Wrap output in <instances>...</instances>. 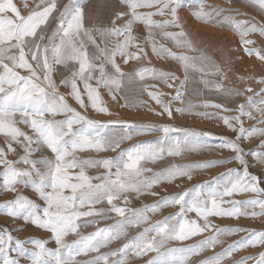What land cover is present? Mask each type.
Returning <instances> with one entry per match:
<instances>
[{
    "label": "snow or ice",
    "instance_id": "6c2138e0",
    "mask_svg": "<svg viewBox=\"0 0 264 264\" xmlns=\"http://www.w3.org/2000/svg\"><path fill=\"white\" fill-rule=\"evenodd\" d=\"M247 2L264 12V0ZM120 3L125 7L115 12L112 27L89 29L84 26V0H68L62 10L58 0H40L26 16L21 15L13 0H0V137L4 141L0 146V191L14 194L12 199L0 202V214L20 218L25 223L47 230L56 243V248L51 249L46 247L45 240H22L8 228L0 229V264H21V259L27 264H127L129 253L137 257L155 253L146 264H224L233 253L243 248L264 245V230L220 227L210 220L213 216L264 218V187L260 186L261 178L250 172V162L241 147L245 139L254 135L264 136V127L258 126L264 124V87L247 95L232 115H222L231 110L210 101L176 108L177 112L187 111L189 114L193 109L203 108L205 110L196 112V115L221 120L236 135L235 138H223L216 148L229 150L232 155L217 160L171 164L159 171H153L141 162H155L165 156L179 157L189 151L211 148L205 140L211 133L171 124L157 126L128 120L105 122L93 119L73 108L66 96L59 93L53 72L59 70L58 66H64L69 74L63 76L60 84L70 88L68 96L81 108L91 107L96 112L108 113L100 95L102 87L115 100L113 93L122 90L125 78L129 82L137 78L143 82L151 76L175 89V94L168 101L162 99L163 92L147 91V95L161 107L156 114L172 118V102L185 103L182 96L187 91L185 85L191 73H201V81L206 87L211 83L203 78L207 73L198 64V61L206 59L203 55L177 53L156 40L158 35L161 39L171 40L177 48L197 51L183 30L178 14L185 0H120ZM191 3L199 5L192 12L197 20L230 27L239 35L244 52L255 54L264 61V53L259 48L249 47L254 41L247 39L252 32L264 36V24L225 14L230 10L219 5L210 6L206 11L205 0H191ZM237 15L241 14L237 12ZM156 16L164 18L156 20ZM121 19L123 23L116 25V21ZM140 25L147 31L145 39L150 42L152 52L176 60L183 68V79L173 72L151 67H141L133 73L122 71L116 61L117 56L123 57L127 63L131 59H140V54L147 55L133 34L134 28ZM97 36L103 46L97 43ZM113 40L114 46L110 47ZM89 44L95 51H89ZM131 47L139 48V53L129 51ZM18 69L26 70L27 74L21 75ZM216 74H222L218 66ZM259 82L264 84V77ZM214 87L220 92L245 95L244 91L225 88L219 83ZM146 90L142 88V91ZM246 91L252 92V89L249 87ZM250 109L259 113L260 119L255 125L245 128L243 117L256 119ZM60 116L63 118H57ZM21 124L30 131L22 129ZM117 127L121 130L119 135L112 131ZM144 131L162 132L163 135L155 142H140L120 148L123 141L131 140ZM261 147L264 148V140ZM108 150L117 154L106 158L77 155L78 152ZM10 155L15 158L9 159ZM250 155L264 167V151H252ZM230 160L238 161L240 167L227 169L219 179L214 177L211 183L194 184L140 208L127 207L130 194L137 197L144 193L157 195L151 191L154 185L184 177L191 180L195 169L227 164ZM88 169H103V172L90 176ZM94 180L98 182L93 183ZM24 188H30L43 204L25 195ZM247 192L256 193V197L233 199L235 194ZM121 200L123 204L118 203ZM105 203L107 207L103 206ZM169 206L178 207V210L150 222L149 213H157ZM109 213H115L120 219L87 235L80 234L82 227L98 224L99 219H109ZM189 213H195V218H190ZM140 225L147 226L129 237L128 228ZM242 231L247 235L228 243L211 256L192 261V257L223 244L221 237ZM69 233L76 234L77 238L67 242L65 237ZM195 236L201 238L191 244L182 243ZM121 238L126 241L121 246L107 252L100 251ZM172 241L181 244L170 246ZM88 253L96 255L85 261L77 260L81 254ZM248 260L264 264V252H260L258 257H241L233 264H247Z\"/></svg>",
    "mask_w": 264,
    "mask_h": 264
},
{
    "label": "rangeland",
    "instance_id": "374dc122",
    "mask_svg": "<svg viewBox=\"0 0 264 264\" xmlns=\"http://www.w3.org/2000/svg\"><path fill=\"white\" fill-rule=\"evenodd\" d=\"M61 10L64 4L68 3V0H58ZM17 8L20 10L21 15H27L29 11L40 3V0H13ZM27 3V7H25ZM85 4V20L84 26L86 28H99V27H112L111 23L115 19V12L124 8L125 6L120 3V0H84ZM219 5L222 8L229 9L230 12L225 14H231L236 16L237 19H246L256 22L258 24H264V12H261L257 7L250 5L247 0H205V10H210V6ZM199 5L191 3V0H185L184 6L178 9L180 22L183 25V30L188 34V37L193 41L197 51L193 52L184 48H177L171 40L161 39L158 35L156 40L158 43L170 48L172 51L177 53H184L192 56L203 55L206 59L198 61V64L203 66L206 71V75L203 76L205 80L211 83L206 87L201 81V73L195 72L190 74V78L186 83L185 87L187 91L182 96L184 104L180 101H173V117L169 118L167 115H157L156 113L161 111L160 105L156 104L148 95L147 91H158L163 92L165 95L162 97L165 101L170 99L171 95L175 94L174 88H169L164 82L159 79L147 76L143 82H140L138 78L134 82H129L127 78L122 83V90L120 92H114L113 95L116 99H112V95H109L106 88L100 89V95L104 101L105 106L108 108V113H99L88 107L87 109L81 108L80 105L70 96V88L60 84V80L63 76L69 74L68 69L64 66H58V71L53 72V79L56 81L59 93L66 96L68 103L80 111L82 114L88 115L90 118L101 120V121H121L128 120L137 124L144 125H161L171 124L174 127L186 128L196 132H207L211 133V136L205 138L206 143L211 145V148H204L199 150L189 151L182 154L179 157L165 156L162 160L155 162H141L143 166L152 168L153 171H159L162 168L168 167L171 164H182V163H196L210 160L222 159L224 157H230L232 153L226 149L216 148L223 138H235L236 133L229 129L219 119H208L202 118L196 115V112L204 111L203 108L193 109L191 114L187 111L180 113L175 111L178 107H185L191 103L200 105L205 101L221 104L225 109H230V112H223L222 115H232L239 104L244 103L247 95H252L253 92H259L264 84H261L260 78L264 77V61L259 60L255 54L248 55L244 52V46L240 42L239 35L228 26H219L215 23H205L197 20L192 12L196 10ZM141 11H149V9H140ZM237 12L241 15H237ZM9 15H12L9 13ZM58 15V13H57ZM164 17L156 16L154 19L161 20ZM123 23V19L117 20L116 25ZM54 28L55 25L53 24ZM173 31H179L180 29H170ZM51 28L49 29V34ZM133 34L137 37L136 43L145 49L146 56L140 54V59H131L127 63H124L123 57L117 56L116 61L120 65L124 73H133L141 67H151L158 71L173 72L181 79L184 78V71L182 66L174 59L166 56H158L151 50L150 42L145 37L147 31L143 25L138 28H134ZM97 43L103 46V42L97 36ZM119 39H123L120 37ZM247 39L254 41V44L249 47L259 48L264 53V36H261L258 32L249 33ZM114 40L110 43V47L114 46ZM89 51H95L94 46L89 44ZM16 50L14 49L13 52ZM131 52L139 53V48L131 47ZM11 54V53H10ZM219 67L220 73L216 74V67ZM110 69V66H109ZM21 75H26V70H19ZM171 82V81H170ZM93 83H95L93 81ZM178 83V82H176ZM216 83L222 84L225 88L239 89L245 92L244 96H236L228 94L226 92L218 91L214 85ZM153 86V87H148ZM252 89V92H247L246 89ZM142 88H147L146 91H142ZM82 90V85H81ZM85 103H87V97L84 96ZM136 105L135 107L127 105ZM152 109V110H150ZM154 110V111H153ZM253 112V116L256 119H249L243 117V124L245 128H250L252 125L257 123L260 119L259 113L254 109H250ZM208 111H216L215 109H208ZM57 118H63L62 116ZM264 127V124L258 125ZM25 131H30L24 125H20ZM113 133L119 135L121 130L117 127L114 128ZM162 132L157 131H144L142 134L136 135L131 140H125L120 144V148H128L132 144L140 142H155L156 139L162 136ZM264 140V136L254 135L249 139H245L241 142V147L244 149L246 159L250 162V172L261 178V187H264V167L258 162L253 160L250 155L252 151H264L261 147V141ZM4 143L3 138L0 137V146ZM215 149V150H213ZM119 151V149H117ZM117 153L111 150L103 152H78L77 155L83 158H87L91 155L93 158H106L115 156ZM38 155V154H37ZM14 156H9V159H14ZM239 168V162L230 160L227 164H216L208 168L195 169L192 174V179L189 180L187 177L178 178L174 182H163L159 185H154L152 192L157 195H151L150 193H144L137 197L135 194H130V203L127 204L128 208H140L145 204H151L158 200L162 196H166L175 192L182 191L186 188L191 187L194 184H199L205 181L211 183L213 178H220L221 173H225L229 168ZM88 175L95 176L103 169H88ZM98 181H93L96 183ZM23 193L30 198L37 201V203L43 204L39 197L30 189H22ZM14 194L11 192L0 191V202L12 199ZM256 193H237L234 195L235 200H245L249 198H255ZM118 203L123 204V201ZM107 207L106 203L103 205ZM97 207H100L99 205ZM87 210V209H85ZM178 210V207H164L157 213H149L150 222H155L162 219L164 216L174 213ZM109 219H99V223L89 224L86 227H82L79 232L81 235H87L95 231L98 227H106L114 224L120 219L115 213H109ZM190 218H195V213H189ZM91 219V218H82ZM212 223L220 227H242L244 229H257L264 230V218L256 217L251 218L248 216L240 217H210ZM147 225H140L128 228V236L131 237L137 232L141 231L142 228ZM8 228L12 234L22 240L42 239L47 241L46 247L54 249L56 243L54 239H51V233L47 230L37 228L36 226L25 223L20 218H10L4 214H0V229ZM247 233L237 232L231 235L223 236L221 239L224 241L223 244L217 245L215 248L207 249L199 256L192 257V261L203 259L204 257L211 256L213 252H219L221 248L225 247L228 243L238 240L241 237L246 236ZM76 234L69 233L65 237L67 242H71L76 239ZM200 236L192 237L190 240L182 242L183 244H191L194 241L199 240ZM125 241L124 238L113 241L108 246L101 248V252H107L110 249L121 246ZM181 242L172 241L170 246H180ZM32 247L31 244L28 245ZM260 252H264V245H256L255 247L249 246L243 248L235 253L232 257L224 261V264H233V261L239 260L241 257L253 256L258 257ZM96 253H88L87 255L81 254L77 257L79 261H85L90 259ZM155 253H148L143 256H135L134 253H129L127 264H146ZM21 264H27L24 259H21ZM247 264H254L253 260H248Z\"/></svg>",
    "mask_w": 264,
    "mask_h": 264
}]
</instances>
